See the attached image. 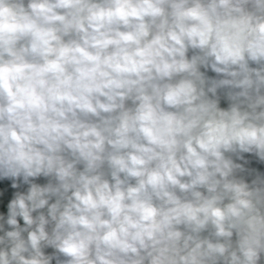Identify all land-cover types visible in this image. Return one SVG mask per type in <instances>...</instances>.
<instances>
[{"label":"clouds","instance_id":"9594fccd","mask_svg":"<svg viewBox=\"0 0 264 264\" xmlns=\"http://www.w3.org/2000/svg\"><path fill=\"white\" fill-rule=\"evenodd\" d=\"M0 264H264V0H0Z\"/></svg>","mask_w":264,"mask_h":264}]
</instances>
